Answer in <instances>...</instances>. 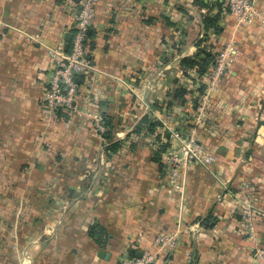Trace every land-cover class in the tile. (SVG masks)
<instances>
[{"label": "crops", "instance_id": "1", "mask_svg": "<svg viewBox=\"0 0 264 264\" xmlns=\"http://www.w3.org/2000/svg\"><path fill=\"white\" fill-rule=\"evenodd\" d=\"M253 5L264 18V0ZM218 13L220 30L206 28L204 18ZM76 15L62 0H0V264H117L151 248L160 231H179L163 264H257L240 218L255 202L264 241L262 19L238 24L226 0H98L89 99L115 114L105 141L88 120H61L43 103L48 48L65 44ZM231 39L238 58L198 128L217 159L192 162L181 195L153 159L171 128L190 127L207 81L181 61ZM180 87L184 103L173 99ZM144 117L162 126L135 134ZM96 223L104 245L88 234Z\"/></svg>", "mask_w": 264, "mask_h": 264}, {"label": "built area", "instance_id": "2", "mask_svg": "<svg viewBox=\"0 0 264 264\" xmlns=\"http://www.w3.org/2000/svg\"><path fill=\"white\" fill-rule=\"evenodd\" d=\"M98 0H62L63 6L77 12L74 31L69 49L64 45L48 48V53L53 59L46 82L43 96L44 106L55 116L57 111L88 120L100 137L107 131L105 114L102 109L92 107L89 94L95 88L92 78L93 67L88 60L90 52L89 29L96 17V4ZM230 14L235 17L238 24L251 22L253 19L264 18L257 10L254 0H226ZM237 43L234 39L224 43L218 51L215 64L207 74V88L202 94L200 105L193 113L194 125L189 128H171L168 147L162 153L169 176L171 188L181 192L184 185L185 172L194 161L205 165L216 162V156L209 153L197 138V126L201 125L207 116V104L217 93L231 65L237 60ZM83 79L85 90L77 80ZM102 139H104L102 137ZM161 144V143H160ZM183 193L181 192V195ZM258 209L252 200L246 201L241 208L240 223L247 237L253 243L254 259L257 264H264V241L258 231L256 219ZM179 239V231H160L156 235L151 248L143 251L140 256H131L125 253L117 264H163L161 259L168 250L174 248ZM29 258L27 256L28 261Z\"/></svg>", "mask_w": 264, "mask_h": 264}, {"label": "trees", "instance_id": "3", "mask_svg": "<svg viewBox=\"0 0 264 264\" xmlns=\"http://www.w3.org/2000/svg\"><path fill=\"white\" fill-rule=\"evenodd\" d=\"M218 20H219V13L215 16H206L204 18V25L206 28L208 27H215V29L220 30V27L217 26L218 25ZM89 38H90V33H89ZM89 44L91 45V42L89 41ZM218 57V51H213V50H209L206 48H202L199 49L193 56H189V57H184L181 61V64L184 68L185 71H189V70H195L200 76L204 77L205 75H207L209 73V71L211 70L212 66L215 64L216 60ZM88 60H89V56H88ZM207 88V81L206 82H201L200 87L198 88V94L195 95V97L193 98V103H194V111L198 108V106L200 105V100H201V96L202 94L206 91ZM186 94H187V90L184 87H180L178 89L175 90L174 95H173V99H178L179 102L184 103L186 101ZM213 99V98H212ZM210 100L207 104V112L209 109V106L211 105L213 100ZM105 114V123L107 126V131L104 132L102 134V137L105 139V141H109L112 140L113 134H114V121H115V114H109L107 112L104 111ZM57 116V118L59 119H63V120H67L68 118H72L75 117L73 115H70L68 113L63 112L62 110L57 111L55 117ZM54 117V118H55ZM264 124V123H263ZM190 127H192L194 125L193 121L190 122ZM162 126L161 122L157 119H151L150 117H144L140 123L138 125L135 126L133 132L135 134H140V132H142V130H145L147 132H154L156 130L157 127ZM200 126V125H199ZM199 126H197L196 131H197V138L199 140L200 143H202L204 145V147L206 148V150L209 153H212V150L210 149V147L208 145H206L204 142H202L201 139H199L198 136V128ZM159 139V137H158ZM121 141H114L111 145H110V149L112 151H115L116 149L119 148ZM168 142L165 143H159L158 148L156 149V151L154 152V161L158 162L160 165H163L164 163L162 162V153L165 151V149L168 147ZM259 220L260 219H256V223H257V227L259 228ZM206 221V222H205ZM209 222V220H204L202 221V223H205L207 225V223ZM214 223L208 224L207 226H212ZM88 234L90 235V237H93L94 240L100 244V245H104L105 244V239L104 236H106V229L103 225L96 223L94 225H91L89 227L88 230ZM131 256H138L137 255V251L132 250L130 252ZM166 257V255H165ZM167 258V257H166ZM164 258L161 259V261H163Z\"/></svg>", "mask_w": 264, "mask_h": 264}, {"label": "water", "instance_id": "4", "mask_svg": "<svg viewBox=\"0 0 264 264\" xmlns=\"http://www.w3.org/2000/svg\"><path fill=\"white\" fill-rule=\"evenodd\" d=\"M77 2L79 1V0H76ZM89 33H90V29H89ZM71 38H72V33L71 32H69V33H67V35H66V37H65V40H66V42H65V44H64V49L67 51L68 49H69V43H70V41H71ZM141 254H139V256H140Z\"/></svg>", "mask_w": 264, "mask_h": 264}]
</instances>
